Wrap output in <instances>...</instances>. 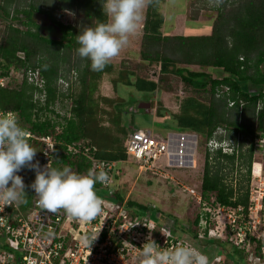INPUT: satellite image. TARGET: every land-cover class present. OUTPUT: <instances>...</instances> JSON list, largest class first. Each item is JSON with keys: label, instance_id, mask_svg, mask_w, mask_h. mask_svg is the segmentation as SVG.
<instances>
[{"label": "trees", "instance_id": "1", "mask_svg": "<svg viewBox=\"0 0 264 264\" xmlns=\"http://www.w3.org/2000/svg\"><path fill=\"white\" fill-rule=\"evenodd\" d=\"M44 1L45 5L36 6L27 0H3L4 7L1 9L5 18H9L6 10L10 7H13V16L0 41V78L9 77L13 69L21 72L23 79L15 88L9 86L10 81L7 87L0 88V113L14 112L18 114L20 125L30 135L37 138L49 136L54 140L50 167L70 165L74 172L85 174L94 172L92 160L125 162L128 159L125 143L128 133L134 129L132 120H129L130 131L126 126V118L130 114L125 100L118 96L95 97L103 76L115 73L112 63L108 62L103 71L96 72L91 70L89 61L81 58L79 65L83 67L77 68L79 92L72 98L69 117H61L54 110L58 101L70 98L66 93L72 85V80L68 78L73 69L70 61L62 56V49L69 55L72 50L77 52L79 45L76 36L84 28L94 27L97 20L106 22L107 18L102 12L103 0ZM225 1L227 3L230 0ZM160 3L161 0H149L147 3L139 52L142 62L159 67L157 80L138 77L135 70L125 66L120 69L117 78L111 80V85L116 93L118 85H122L142 94H155L163 89L171 90L169 77L179 78L182 85L190 89L191 96L183 100L178 113L172 114L158 107L156 117L166 118L167 123L180 133L201 136L205 144L215 139L229 142L234 149L232 154H223L221 149L211 152L206 148L201 187L198 190L205 206L199 207L201 210L212 209L217 205L232 210L241 208L242 214L248 217L251 206L249 185L257 146L264 158V0H242L229 13L218 8L217 19L207 36L164 35V17L158 12ZM57 11L74 15L75 25L64 26L58 22L55 17ZM35 15L46 16L51 27L60 31L61 38L45 37L33 19ZM12 22L26 27V30L16 27ZM191 66L215 70L218 77L214 79L204 72H192L189 69ZM37 70L44 82L42 88L35 87L27 80V73ZM133 77L135 81H132ZM60 80L69 84L67 92L59 88ZM222 89L226 91L221 92ZM41 95H44L43 101L36 98ZM229 102L235 105L229 107ZM258 102L263 106L257 111ZM51 114L54 118L49 117ZM146 115L149 117V114ZM219 130L224 134H219ZM28 141L30 144H40L38 162L42 168V143L32 138ZM70 145H79L80 153L69 154L67 148ZM240 166L245 173L237 176ZM95 189H98V196L123 205L122 194L102 189L101 182L95 185ZM26 193V202L22 206L31 202L28 189ZM124 208L129 213L131 210L137 213L129 214L133 218L146 215L154 223L162 224V221L158 222L159 217L157 221L153 220L150 214L152 209L130 201L125 203ZM201 218L209 219L210 214H199L194 223L198 224ZM207 233L208 229L205 230L208 244L221 246L217 238H209ZM249 240V246L251 243L257 245L255 255L262 258L263 243ZM231 246V252L223 253L227 258L237 255L238 250H247L233 243ZM215 251L216 254H222L219 250Z\"/></svg>", "mask_w": 264, "mask_h": 264}, {"label": "built area", "instance_id": "2", "mask_svg": "<svg viewBox=\"0 0 264 264\" xmlns=\"http://www.w3.org/2000/svg\"><path fill=\"white\" fill-rule=\"evenodd\" d=\"M9 78L10 76L0 78V88L7 87ZM27 80L35 87H43L44 82L38 70L29 71ZM59 84L69 87L64 80H60ZM43 97L44 95L40 96L42 101ZM234 105V102H229V107ZM262 106L258 102L257 111ZM242 107L241 105L239 108L240 112ZM218 133L224 134L222 130ZM29 138L43 145L44 163L41 169L47 165L50 167L54 140L49 136L37 138L30 134L27 139ZM197 147L198 139L192 134L167 133L156 139L149 131L132 129L125 143V154L141 171H150L173 182V177L167 174L168 169L196 168L194 159ZM207 148L211 152L221 149L223 154H232L234 150L229 142L215 139L208 142ZM67 152L71 155L79 154L80 146L70 145ZM92 163L95 165L93 171L96 172L109 170L114 164L96 160H92ZM159 163H163L165 167L159 166ZM174 183L182 187L198 206H205L197 189L185 187L179 182ZM27 189L31 194L29 205L0 204V264H137L138 249L142 248L149 237L161 248L172 249L181 244L193 246L176 236L170 226L156 224L146 215L133 218L123 205H117L106 198L99 196L103 201V212L95 220L84 222L67 214L63 209L51 211L43 208L34 191L28 187ZM241 210L226 209L220 205L212 209L203 208L202 211L209 213L210 218L200 219L197 237L205 238V230L208 229L207 237L220 238V234H215L218 228H211L210 225L215 218L223 216V231L231 234L230 238L235 237L234 245L249 250V239L263 243L262 258L255 253H251V257L253 264H264V239L255 235L258 222L249 215L246 219ZM250 211L251 206L248 213ZM84 238L88 239V244L84 243ZM206 256L209 264H224L220 255L211 260Z\"/></svg>", "mask_w": 264, "mask_h": 264}, {"label": "rangeland", "instance_id": "3", "mask_svg": "<svg viewBox=\"0 0 264 264\" xmlns=\"http://www.w3.org/2000/svg\"><path fill=\"white\" fill-rule=\"evenodd\" d=\"M241 1L242 0H230L226 3L225 0H220V2L217 3V0H161V3L158 6V12L164 17L162 33L168 36H206L210 33L212 25L217 19V9L221 7L224 13H229L230 9L237 7L238 3ZM27 2L33 3L36 6H43L46 4L44 0H27ZM222 4L225 5L222 7ZM1 7H4L3 0H0V41H2L6 27L11 23V17L13 16V7H10L9 9L7 8L6 10V12H9L8 19L5 18V14ZM146 9L147 3L141 10L137 29L134 33L129 35L127 45L121 49L117 56L109 61L114 65L117 72L115 71V74L111 73L110 75L103 77L95 97H122L125 100L128 113L130 114L128 117L126 116V119H128L126 126L129 131L131 130L129 120H132V127L134 129L149 131L153 137L160 139L167 133H180V131L170 123L163 124L156 121L160 119L155 118V120L152 112L149 117H147L148 115L142 110L137 109L138 103H153V101H156L155 99L160 97V91L155 94H142L138 93L135 89L118 85L116 93L110 84L113 78H117L119 69L125 68V66L137 71L139 76L143 78L153 79L158 75L159 67L148 66L141 61L139 56L143 36V25L146 18ZM55 17L57 21L64 26L75 25L74 15L67 11H57ZM33 19L39 25V31L43 33L45 37L56 40L61 38L60 31L51 27V23L46 16L35 15ZM12 24L16 27H20L22 30H26V27L19 26L16 22H12ZM62 56H65L70 61L71 68L73 69V72L69 74L68 78L72 80V85L69 92H67L68 88L64 84L60 85L58 83L59 81L57 82L59 88L63 92H67V97L70 98L65 97L58 101L55 104L54 110L61 117H69L72 98L79 92V73L77 72V68H82L83 65H79L81 63V57L75 50H72L69 55L66 50L62 49ZM189 69L192 72H204L211 75L214 79L218 77L217 72L211 69H200L198 67H189ZM262 69L264 71V67ZM10 71L9 86L15 88L21 84L23 76L21 72L13 69ZM169 79H171L170 87L172 91H180L182 89L183 96L188 94V91L185 90L179 78L169 77ZM70 94L72 96H70ZM36 98H40V96H36ZM49 117L54 118L52 114L49 115ZM104 119H106V117ZM204 140L205 139H202V137L198 135V147L194 163L196 168L183 170L168 169L169 173L167 174L173 177V182L163 176L153 174L150 171H141L134 161L127 159L125 162L112 164L109 170L104 171L107 176V181L102 183V188L108 189L111 193L122 194L124 198L123 206H125L126 202L130 201L143 207H147L148 209H152L150 210V214L153 220L157 221V218L159 217L158 222L162 221V224L170 226L176 236L193 245L203 254L208 255L210 260L216 255H220L224 264H253L251 253H254L255 251L257 246L255 243L250 244L248 248L249 250H238V254H235L232 258H227L223 254L231 252V243L235 240L234 236L230 238L231 234L224 233L225 219L223 216L215 218L214 222H211L212 224L210 225L211 228L214 226L218 228V232L215 231V234H220L221 239L218 238L216 241H219L221 246L216 245L215 247L214 245L208 244L207 242L209 241L207 238L198 239L197 235L199 228L198 224H195L194 222L196 217L199 214H202L203 211L195 200L182 189V187L177 186L174 183L179 182L185 187L187 186L200 191L204 154L207 148V144H205ZM31 145L37 150L33 162L39 161L41 146L36 143H31ZM159 166L165 167L163 163H159ZM93 169H95V165L92 163V170ZM243 173H245L244 168L240 166L236 175H243ZM18 175L23 178L26 189L35 179V172L32 170L22 169ZM249 189L251 211L248 215L251 216L254 221L258 222L256 224L255 235L260 239H264V158L262 156V151L258 146L253 157ZM127 212L129 213V211ZM137 212L140 214L139 211ZM131 213L137 215L134 210H131L129 214L131 215ZM246 219H248V217H246ZM249 221L251 222L250 219ZM215 250L221 251L222 254H216ZM203 251H208V253Z\"/></svg>", "mask_w": 264, "mask_h": 264}, {"label": "clouds", "instance_id": "4", "mask_svg": "<svg viewBox=\"0 0 264 264\" xmlns=\"http://www.w3.org/2000/svg\"><path fill=\"white\" fill-rule=\"evenodd\" d=\"M148 2L103 0L102 12L106 22L97 20L94 27H86L76 36L77 53L90 62L91 70L103 71L127 45L129 35L137 29L141 10ZM28 136L29 132L19 123L18 114L0 113V204L11 206L26 202V185L18 173L27 168L35 172L34 181L27 187L38 196L43 208L51 211L63 209L84 222L95 220L104 210L95 185L106 182V174L102 171L80 174L70 165L62 168L47 165L41 169L38 161L33 162L37 150L29 143ZM84 243H89L87 238ZM138 250L137 264H209L205 254L187 244L172 249L161 248L149 237Z\"/></svg>", "mask_w": 264, "mask_h": 264}, {"label": "crops", "instance_id": "5", "mask_svg": "<svg viewBox=\"0 0 264 264\" xmlns=\"http://www.w3.org/2000/svg\"><path fill=\"white\" fill-rule=\"evenodd\" d=\"M210 33H211V31H210ZM209 33V34H210ZM209 34H207V35H209ZM206 35V36H207ZM191 67H196V66H191ZM199 68V67H198ZM212 70V69H211ZM119 71H120V69H119ZM118 71V72H119ZM215 71V70H214ZM116 72H117V70H116ZM115 74V73H114ZM104 76H106V75H104ZM103 76V77H104ZM136 76H138V77H141V76H139V73L136 71ZM158 76V75H157ZM157 76H156V78H149V79H152V80H157ZM142 78V77H141ZM103 79V78H102ZM132 81H135V77H133L132 78ZM171 82V79H169V81H168V83H170ZM101 84V83H100ZM111 84V83H110ZM111 87H112V85H111ZM184 87V86H183ZM185 88V87H184ZM131 89H134V88H131ZM106 90L108 91V89L106 88ZM185 90H187L188 91V94L187 95H185V96H183L184 94H183V91H182V89L179 91V90H177V91H172V90H166V89H163V90H161L160 92H159V94H160V97H158V99H155L156 101H153V106H151V104H150V113L152 112V115H153V117H154V119L155 118H157L156 117V112H157V109H158V107L160 108H163V109H166L168 112H170V113H172V114H176V113H178L179 112V108H180V106H181V104H182V102H183V100L185 99V98H187V97H190L191 96V92H190V89L189 88H185ZM157 92V93H158ZM139 93V92H138ZM157 97V96H156ZM109 98V97H108ZM172 108H173V110H172ZM150 113H149V115H150ZM163 116L165 115V113H163L162 114ZM167 116V115H166ZM157 119H160V120H156V121H159L160 123H167L168 122V120H166V118H157Z\"/></svg>", "mask_w": 264, "mask_h": 264}, {"label": "water", "instance_id": "6", "mask_svg": "<svg viewBox=\"0 0 264 264\" xmlns=\"http://www.w3.org/2000/svg\"><path fill=\"white\" fill-rule=\"evenodd\" d=\"M138 109H140V110H144V112L146 113V114H149L150 113V104L149 103H139L138 104Z\"/></svg>", "mask_w": 264, "mask_h": 264}, {"label": "flooded vegetation", "instance_id": "7", "mask_svg": "<svg viewBox=\"0 0 264 264\" xmlns=\"http://www.w3.org/2000/svg\"><path fill=\"white\" fill-rule=\"evenodd\" d=\"M144 103V102H143ZM145 103H148V102H145ZM151 104V103H150Z\"/></svg>", "mask_w": 264, "mask_h": 264}, {"label": "bare ground", "instance_id": "8", "mask_svg": "<svg viewBox=\"0 0 264 264\" xmlns=\"http://www.w3.org/2000/svg\"><path fill=\"white\" fill-rule=\"evenodd\" d=\"M192 156H193V154H192ZM195 160V159H194Z\"/></svg>", "mask_w": 264, "mask_h": 264}]
</instances>
